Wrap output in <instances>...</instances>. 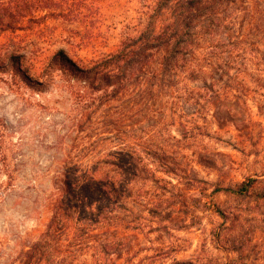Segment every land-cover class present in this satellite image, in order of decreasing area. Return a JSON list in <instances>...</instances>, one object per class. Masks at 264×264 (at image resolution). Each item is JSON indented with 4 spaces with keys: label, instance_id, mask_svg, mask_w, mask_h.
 Here are the masks:
<instances>
[{
    "label": "rangeland",
    "instance_id": "1",
    "mask_svg": "<svg viewBox=\"0 0 264 264\" xmlns=\"http://www.w3.org/2000/svg\"><path fill=\"white\" fill-rule=\"evenodd\" d=\"M153 1L114 0L84 18L95 22L49 17L0 33V264H17L44 229L66 162L87 173L128 142L142 161L138 177H118L126 198L109 207L122 220L111 216L104 232L114 243L106 264H264L260 187L247 197L225 190L264 178V0H237L187 56L204 72L179 68L131 116L119 95L79 100L77 80L51 64L63 49L90 66L137 35Z\"/></svg>",
    "mask_w": 264,
    "mask_h": 264
},
{
    "label": "trees",
    "instance_id": "2",
    "mask_svg": "<svg viewBox=\"0 0 264 264\" xmlns=\"http://www.w3.org/2000/svg\"><path fill=\"white\" fill-rule=\"evenodd\" d=\"M113 1L0 0V33L38 26L49 17L80 24L95 22L99 15H91L88 20L84 18L88 14H99ZM236 2L155 0L149 3V13L145 14V23L138 26L137 35L131 36L108 54L96 57L90 66L82 67L63 49L54 53L51 64L65 79L77 80L79 91L76 93L81 94L79 100L103 105L110 97L119 95L126 102L123 107L128 112L127 116H131L137 106L153 99L167 77L176 75L179 68L184 72L189 69L185 65L187 56L205 44L209 35L223 24L227 17L225 13L228 9L233 10ZM261 56L263 59L264 51ZM10 59L13 61L11 66L19 68L18 56L12 54ZM215 66L211 62L208 68L214 70ZM188 72L198 75L204 71L199 68L197 72L193 69ZM140 130L143 131V128ZM136 146V143L128 142L127 149L96 158L87 173H77L66 162V168L58 174L55 182L56 197L51 203L44 229L36 239L19 249L15 262L106 264L114 243L104 232L111 216L122 220L121 215L109 207L117 202L118 208L124 207L126 196H123L122 181L118 179L120 173L123 171L128 176L138 177V165L142 159ZM256 186L260 187V197H264V178L248 179L225 190L238 197H247Z\"/></svg>",
    "mask_w": 264,
    "mask_h": 264
}]
</instances>
